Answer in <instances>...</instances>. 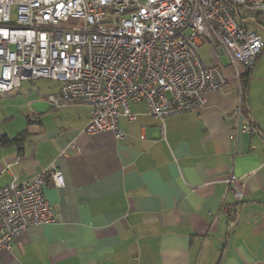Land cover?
Masks as SVG:
<instances>
[{"label": "crops", "instance_id": "crops-1", "mask_svg": "<svg viewBox=\"0 0 264 264\" xmlns=\"http://www.w3.org/2000/svg\"><path fill=\"white\" fill-rule=\"evenodd\" d=\"M199 53L207 66L227 56L205 39ZM259 61L250 76L227 69L226 88L165 137L144 103L130 105L134 121L119 120L117 140L110 132L87 136L89 108L79 102L65 109L37 102L28 126L38 129L0 145V187L45 175L56 221L0 249V264H264V105L249 93ZM13 92L5 109L22 104ZM53 169L64 190L54 187ZM231 175L244 186L241 201L226 183Z\"/></svg>", "mask_w": 264, "mask_h": 264}, {"label": "built area", "instance_id": "built-area-1", "mask_svg": "<svg viewBox=\"0 0 264 264\" xmlns=\"http://www.w3.org/2000/svg\"><path fill=\"white\" fill-rule=\"evenodd\" d=\"M240 9L264 14V0H0V95L25 82H57L46 98L54 109L79 102L89 108L84 133L117 140L119 120L134 121L130 105L144 103L165 137L227 86L222 66L202 59V39L223 49L238 78L240 68L257 65L264 38L239 20ZM51 176L64 190L63 174ZM45 177L0 187V249L11 251L25 230L56 221ZM237 182L234 175L226 181L241 201Z\"/></svg>", "mask_w": 264, "mask_h": 264}, {"label": "rangeland", "instance_id": "rangeland-1", "mask_svg": "<svg viewBox=\"0 0 264 264\" xmlns=\"http://www.w3.org/2000/svg\"><path fill=\"white\" fill-rule=\"evenodd\" d=\"M239 17V20L245 22L244 24L251 31L258 33L264 38V28H259L254 23V21L257 20L260 25L264 27V14H260L256 11L240 9ZM200 53L205 62L208 64L209 62L207 60V57L204 55V52L200 51ZM220 63L222 64V68L225 71L228 69L230 72L233 73V70L230 67V61L227 56H224ZM59 87V83L49 80L26 82L21 88L16 89L12 93L14 95L20 94L22 96V104L11 107L9 110L5 109L6 107H4L5 105H8V103L4 101L8 94L0 95V99L3 98L0 101V104H3L2 106H0V134L6 135L9 138H17L29 127V129L33 127L37 130V124H32L31 126H28V119H31L40 111V109H37L38 107L35 104L37 102H44V100L50 95H53L59 89ZM249 93L250 98L253 100V102L258 103L259 105H264V53L261 60L259 61L257 70H255ZM4 117L11 119L5 121L3 119Z\"/></svg>", "mask_w": 264, "mask_h": 264}, {"label": "trees", "instance_id": "trees-1", "mask_svg": "<svg viewBox=\"0 0 264 264\" xmlns=\"http://www.w3.org/2000/svg\"><path fill=\"white\" fill-rule=\"evenodd\" d=\"M233 9H235V8H233ZM263 52H262V54H263ZM261 55L259 56L258 61H259ZM258 61H257V63H258ZM252 71H253V69L248 71V76H250ZM28 136H29L28 132L25 131L13 140H8L7 137H0V145L6 146L8 144H16V143H19L20 141H22L23 139L27 138Z\"/></svg>", "mask_w": 264, "mask_h": 264}, {"label": "water", "instance_id": "water-1", "mask_svg": "<svg viewBox=\"0 0 264 264\" xmlns=\"http://www.w3.org/2000/svg\"><path fill=\"white\" fill-rule=\"evenodd\" d=\"M235 12H237L235 9H234Z\"/></svg>", "mask_w": 264, "mask_h": 264}]
</instances>
